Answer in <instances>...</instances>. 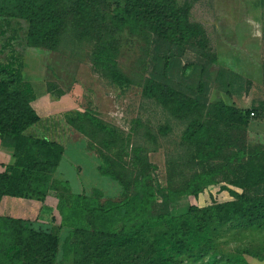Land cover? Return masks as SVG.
<instances>
[{
  "label": "trees",
  "instance_id": "obj_1",
  "mask_svg": "<svg viewBox=\"0 0 264 264\" xmlns=\"http://www.w3.org/2000/svg\"><path fill=\"white\" fill-rule=\"evenodd\" d=\"M189 10L190 4L177 5L175 0H0V143L14 158V163L0 172V200L11 196L43 201L52 190L62 220H69L67 212L82 215L83 223L62 244V258L71 257L70 264H169L175 262L173 256L164 257L161 251L156 252L163 244L176 254L192 256L197 251L205 255L213 245L211 237L227 224L242 230L261 228L264 144H251L246 139L247 126L256 108L240 109L221 100H202L210 78L209 66L215 62L213 57L208 64L195 65L185 74L187 88L195 89L194 97L179 95L159 83L145 88L146 95L163 102L174 118L185 122L179 141L181 149L166 159L165 187L154 184L151 172L155 166L143 147L132 146L130 164L124 160L126 140L118 129L103 124L89 109L64 112L66 124L85 136L91 147H96L101 160L99 173L116 181L122 190L119 201L104 203L98 200L102 197L99 190L71 196L77 200L71 210L61 205L62 197L69 191L68 182L52 178L63 146L26 133L40 120L31 105L36 95L32 84L23 79L22 54L11 45L15 38L12 34L6 37L3 26L24 21L26 45L54 52L62 44H91L93 67L108 82L123 88L130 79L118 67V30L135 32L147 41L156 36L208 56L202 52L204 29L190 21ZM48 89L52 91L53 85L49 84ZM61 93L57 91V95ZM160 131L166 133L169 128ZM221 183V188L230 192L231 200L202 207L190 204L182 213H171V200L197 197L206 187ZM225 184L237 186L241 192ZM156 202L159 212L147 222L164 221L166 229L149 245H156L149 248L155 256L142 260L138 255L142 251L138 250L142 226L139 223ZM200 239L202 244L194 246ZM58 243V235L50 230L34 227L27 219L0 215V264H55ZM129 247L136 252L135 256H116ZM146 252H142L143 257ZM248 254L264 259L258 250Z\"/></svg>",
  "mask_w": 264,
  "mask_h": 264
},
{
  "label": "rangeland",
  "instance_id": "obj_2",
  "mask_svg": "<svg viewBox=\"0 0 264 264\" xmlns=\"http://www.w3.org/2000/svg\"><path fill=\"white\" fill-rule=\"evenodd\" d=\"M175 1L177 5L183 2L190 4L189 19L203 27L205 48L202 52L208 56L204 57L188 46L177 47L156 36L147 41L135 32L118 30L115 32L119 47L118 67L130 79L127 86L118 88L93 67L91 44H62L58 52L49 54L50 61H56L61 68L64 88H70L77 99L78 107L74 112L89 109L103 124L118 129L126 140L123 153L128 163L131 164L133 159L132 146L143 147L148 160L155 166L151 177L158 187L166 186V159L181 149L179 141L185 122L174 118L163 102L158 103L154 97L145 94V88L152 83H159L179 95L194 97L195 89L187 88L189 84L184 81L185 74H189L195 65L208 64L213 57L215 62L209 66L210 78L205 84L202 100L208 103L221 100L226 104L255 107V114L250 120L256 123L264 119V0ZM53 68L56 70L55 66H49V71L53 72ZM62 119L66 123L63 113ZM164 127H168L169 131H160ZM62 134L65 136L67 133L63 131ZM72 141L65 142L62 138L59 141L64 146V154L54 177L69 184V191L67 195L64 194L60 204L72 210L77 200L71 196L90 195L94 190L102 193L98 199L100 203L119 201L122 193L119 184L99 173L101 160L96 147H91L85 136L82 143ZM222 185L206 187L197 205L223 202L228 196L222 192ZM225 185L241 192L237 186ZM191 199L183 196L171 200V213L185 211ZM159 208V202H156L139 223L142 226L138 236L141 249L138 250L142 251L138 255L142 260L155 256L149 248L156 245H149L166 229L164 221L147 222L157 215ZM66 214L68 217L70 215L69 220H62L61 212L54 207L49 215V224L37 226L58 235L55 264L71 263V257L68 260L62 258V244L71 231L83 223L82 215L73 212ZM211 239L213 245L205 255L197 251L192 256H188V253L176 254L167 244L158 247L156 252L161 251L164 257L173 256L175 262L169 264H264V259L248 254L249 251L258 250L264 255V225L259 229L242 230L227 224L218 229ZM201 244L202 239L194 246ZM244 250L246 253L242 252ZM143 251H147L144 257ZM133 253L129 247L116 256L129 259Z\"/></svg>",
  "mask_w": 264,
  "mask_h": 264
},
{
  "label": "crops",
  "instance_id": "obj_3",
  "mask_svg": "<svg viewBox=\"0 0 264 264\" xmlns=\"http://www.w3.org/2000/svg\"><path fill=\"white\" fill-rule=\"evenodd\" d=\"M18 21V23L13 21L14 24L12 23L10 26L4 25L3 30H5L4 34L6 37L12 34V36L15 38V40L11 41V45L16 51L22 54L23 79L32 84L36 95L35 100L31 103V105L37 112L40 120L29 127L26 130V133L39 137H46L57 142H59L62 138V140L65 142H73L72 139H74L75 143L76 141L82 143L83 135L67 125L62 119V113L76 110L78 103L76 102L77 99L71 94V89L66 87L64 88V83L61 76V68L56 61H50L49 54L55 52L45 48L27 46L25 40L27 25L22 20ZM49 66H55L56 70L53 68V72L49 71ZM49 84L53 85L54 87L52 91L48 89ZM57 91H61L62 93L57 95ZM233 105L240 109L247 108V106L238 105L237 103ZM42 121H45L46 125L43 124ZM63 131H66L67 133L65 136L62 134ZM246 139L251 144H264V119L259 120L256 123H253L251 120L249 121L246 131ZM13 163L14 158L11 154V151L3 148L0 143V172L5 169V166L12 165ZM52 178L57 179L54 177V174L52 175ZM211 187L213 186L211 185L207 188ZM204 191H206V188L197 197L188 196L192 198L190 204H194L198 207L206 206V204L197 205L196 203L200 201ZM234 191L240 192L237 189ZM222 192L228 196V198H225L223 201L232 199L227 190H223ZM56 206L57 198L55 197L54 191L52 190L49 191L43 201L3 196L0 200V215L27 219L34 227L39 225L44 226V223L46 225L49 224L50 212H52V209L54 207L56 208Z\"/></svg>",
  "mask_w": 264,
  "mask_h": 264
},
{
  "label": "built area",
  "instance_id": "obj_4",
  "mask_svg": "<svg viewBox=\"0 0 264 264\" xmlns=\"http://www.w3.org/2000/svg\"><path fill=\"white\" fill-rule=\"evenodd\" d=\"M252 115V114H251Z\"/></svg>",
  "mask_w": 264,
  "mask_h": 264
}]
</instances>
